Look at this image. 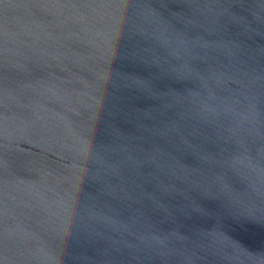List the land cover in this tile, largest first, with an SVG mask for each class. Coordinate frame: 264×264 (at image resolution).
<instances>
[{
    "label": "water",
    "instance_id": "95a60500",
    "mask_svg": "<svg viewBox=\"0 0 264 264\" xmlns=\"http://www.w3.org/2000/svg\"><path fill=\"white\" fill-rule=\"evenodd\" d=\"M0 264H264V0H0Z\"/></svg>",
    "mask_w": 264,
    "mask_h": 264
}]
</instances>
